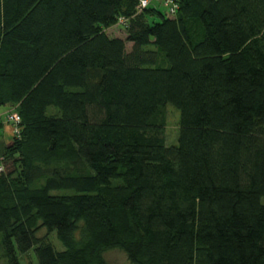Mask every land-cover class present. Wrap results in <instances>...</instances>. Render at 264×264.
Instances as JSON below:
<instances>
[{
	"label": "trees",
	"instance_id": "trees-1",
	"mask_svg": "<svg viewBox=\"0 0 264 264\" xmlns=\"http://www.w3.org/2000/svg\"><path fill=\"white\" fill-rule=\"evenodd\" d=\"M175 3L0 0V264H264V0Z\"/></svg>",
	"mask_w": 264,
	"mask_h": 264
},
{
	"label": "rangeland",
	"instance_id": "rangeland-1",
	"mask_svg": "<svg viewBox=\"0 0 264 264\" xmlns=\"http://www.w3.org/2000/svg\"><path fill=\"white\" fill-rule=\"evenodd\" d=\"M138 3H139V1H138ZM148 3H149V6L150 5L155 6L159 10H161L162 12H165V11L170 12L171 7H173L174 4H176L175 1L172 2V0H166V1L165 0H150V1L148 0ZM139 5H140V3H139ZM169 5H170V7H167ZM138 8L141 9L140 6H138ZM107 33L109 36H112V37H122V38L124 37V31L121 28H119L118 26H114L112 28H109L107 30ZM7 109L8 108H1L0 113L5 112ZM178 120H179V112L175 108H173L171 105H167L165 108V122H166L165 137H166V145L167 146H174L177 144ZM1 126H2V124L0 125V129L4 130L5 126H2V127ZM6 137L7 136H5V138ZM10 139L11 138L8 139L9 142H10ZM2 142L0 143L1 147L4 146L3 145L4 142L3 143ZM4 167L7 170H11V168H12L9 163H7ZM44 235H45V231H41L38 234L39 237L44 236ZM46 235H47V241L49 243H51L55 249H57V250L62 249L61 244L55 238L54 234H46ZM18 258H19L20 264H37L33 249L29 250L26 254L18 255ZM103 258L109 264H132L128 260L126 255L118 249H112V250L106 251L103 254Z\"/></svg>",
	"mask_w": 264,
	"mask_h": 264
},
{
	"label": "built area",
	"instance_id": "built-area-1",
	"mask_svg": "<svg viewBox=\"0 0 264 264\" xmlns=\"http://www.w3.org/2000/svg\"><path fill=\"white\" fill-rule=\"evenodd\" d=\"M138 1L140 3V5L138 3V6H140L141 9H144V8L149 6L148 0H138ZM173 1H175V0H172V2ZM170 5L167 7H170ZM175 9H176V4H174V6L171 7L170 12H167L168 15H173L175 12ZM19 123H20V117L18 116V114L14 110L7 109L5 112L0 113V124L10 127L11 137L18 136V134H19V128H18ZM1 170H2V168L0 167V171Z\"/></svg>",
	"mask_w": 264,
	"mask_h": 264
},
{
	"label": "crops",
	"instance_id": "crops-1",
	"mask_svg": "<svg viewBox=\"0 0 264 264\" xmlns=\"http://www.w3.org/2000/svg\"><path fill=\"white\" fill-rule=\"evenodd\" d=\"M2 126H4V125H2ZM3 134L5 136H7V137L5 138V136ZM9 138H11V129H10V127L9 126H5L4 130L0 129V143L3 141L4 142L3 145L8 144L9 143V140H8Z\"/></svg>",
	"mask_w": 264,
	"mask_h": 264
}]
</instances>
